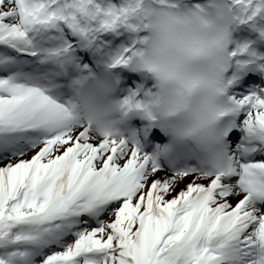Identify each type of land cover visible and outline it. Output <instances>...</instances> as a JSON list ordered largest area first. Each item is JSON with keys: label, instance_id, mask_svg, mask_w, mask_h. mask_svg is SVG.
<instances>
[{"label": "snow or ice", "instance_id": "obj_1", "mask_svg": "<svg viewBox=\"0 0 264 264\" xmlns=\"http://www.w3.org/2000/svg\"><path fill=\"white\" fill-rule=\"evenodd\" d=\"M209 60L224 173L154 111L162 79ZM105 73L112 133L77 106ZM0 264H264V0H0Z\"/></svg>", "mask_w": 264, "mask_h": 264}, {"label": "clouds", "instance_id": "obj_2", "mask_svg": "<svg viewBox=\"0 0 264 264\" xmlns=\"http://www.w3.org/2000/svg\"><path fill=\"white\" fill-rule=\"evenodd\" d=\"M213 65L214 60H209L195 71L162 79L154 111L174 152L207 172L224 173L229 161L221 126L228 102L221 74ZM190 81L194 83L186 87ZM77 106L83 118L102 133L116 131L127 115L114 95V85L107 73L89 74L81 79Z\"/></svg>", "mask_w": 264, "mask_h": 264}]
</instances>
